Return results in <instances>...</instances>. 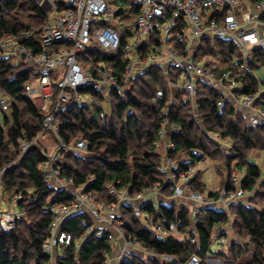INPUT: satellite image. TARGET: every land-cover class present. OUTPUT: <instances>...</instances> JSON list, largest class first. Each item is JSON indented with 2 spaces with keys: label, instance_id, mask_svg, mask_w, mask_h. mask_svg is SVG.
I'll list each match as a JSON object with an SVG mask.
<instances>
[{
  "label": "trees",
  "instance_id": "trees-1",
  "mask_svg": "<svg viewBox=\"0 0 264 264\" xmlns=\"http://www.w3.org/2000/svg\"><path fill=\"white\" fill-rule=\"evenodd\" d=\"M262 1L252 0V3L255 5ZM131 11L136 13V10ZM0 13V37L12 34L27 47L39 49L37 29L47 16L34 0H0ZM223 15L224 12H217L211 16L220 20ZM259 20L264 21V16ZM259 29L262 30L261 27ZM27 33H30V38L24 40ZM173 46L180 55H184V43L174 39ZM193 57L198 60L208 57V67L216 77L231 72L238 84L233 97L257 94L254 107L264 110V80H258L255 75L257 70L264 69V46L250 50L249 74L241 70L242 53L231 39L203 37ZM84 58L91 61L94 68L99 63L115 66L121 82L124 61L120 52L90 48ZM167 72L161 66H148L131 79L124 95L111 91L106 98L91 87L81 90V93L94 98L97 104L63 111L58 114L57 122L59 135L67 145L82 139L87 149L84 154H61L56 168L61 177L72 181L75 189L91 194L96 204L116 203L111 188L115 191L127 189L134 197L152 189L164 177L162 154L156 151L158 144L162 143L158 132L164 128L166 141L174 146L169 158L179 163L182 157H190V162L183 165L184 169L202 160L221 161L226 170L222 185H226L228 190L235 189L233 170H244V177L239 180L240 188L256 192L247 202H234L230 206L232 230L240 242L231 244L227 256L223 252L220 254L235 262L253 247L250 264H263L264 168L252 163L249 154L256 150L264 151V120L255 126L250 124L244 113L247 109L234 106L220 88L206 82H198L196 95L188 99L183 91L169 88V83L179 84V71L172 66ZM92 73L96 75L95 70ZM35 77L33 70L24 64L12 65L10 60L0 59V97L8 106L7 112H0V170L3 171L0 198H8L5 200L8 205L18 194L33 199L29 205H18L21 215L11 233L0 230V264L48 263L50 258L42 246L50 236L51 209L57 205H70L73 200L67 191L55 192L44 180L41 165L47 161V156L39 141H33L40 134L45 112L28 98L25 91V86ZM157 91L163 93L161 100H156ZM220 100L225 101L223 111L217 108ZM213 135L231 141L229 154H224L212 139ZM24 143L27 148L22 152ZM199 179L200 176L194 178L189 189L202 193L205 186ZM210 195L217 198L218 194ZM143 211L153 212L154 209L147 205ZM158 212L170 221L180 220L181 233L191 227L196 243L190 244L175 235L160 237L135 217L132 208L121 206L124 236L135 239L154 257L144 259L143 256H135L131 261L120 264H167L159 258L160 255H171L181 261L193 254L204 257L212 244V229L224 226L229 220V213L206 206L199 208L193 218L188 209L183 207L178 211L175 205H159ZM91 223L87 214H79L66 220L62 230L77 241ZM56 253L55 264H103L105 257L113 253V246L106 242L105 233L100 238L88 236L78 250L72 244L67 248H57Z\"/></svg>",
  "mask_w": 264,
  "mask_h": 264
},
{
  "label": "built area",
  "instance_id": "built-area-1",
  "mask_svg": "<svg viewBox=\"0 0 264 264\" xmlns=\"http://www.w3.org/2000/svg\"><path fill=\"white\" fill-rule=\"evenodd\" d=\"M34 1L47 16L45 22L37 29L40 36L39 49L27 47L12 34H3L0 37V59L10 60L12 65L22 63L27 68L37 71L35 79L25 86L26 95L39 108L48 111L42 119L40 134L33 142H40L45 134H51L53 152L47 153L48 147L42 149L47 156V161L41 165L44 180L50 187L56 188L57 191L65 190L73 197L70 205H57L51 209L50 236L42 246L43 252L50 258L46 264H55L57 248H67L73 244L74 249L78 250L82 241L88 236L94 235L100 238L105 233L107 243L111 246L117 244L120 247L118 252L107 255L103 264H120L135 256H143L144 259L153 258L154 255L135 239L124 236L121 230V206L132 208L135 217L143 221V225L158 236L175 235L190 244H195L196 238L191 235V227H187L185 233H181L180 220L170 221L160 216L159 205L154 201L151 204L150 196L152 194H155L156 198L162 196L165 188L170 195L164 206L175 205L177 210L181 211L183 207L191 205L189 209L191 218L203 206L229 213V208L234 202H245V198L252 196L253 193L240 188L235 171H233L235 189L228 190L224 185L217 198L212 197L210 192L202 195L196 190H190L189 183L197 176L198 167L189 166L184 169L183 165L188 164L187 162L175 163L169 158V152L174 146L166 141L165 130L161 128L158 136L166 145V158L163 161L164 166L162 165L165 177L161 183L134 197L130 196L126 189L111 190L116 197V203L96 204L91 194H84L79 189H75L72 181L61 177L56 168L61 154L85 153L87 149L82 139L76 140L72 145L64 142L59 135L57 116L66 110L96 105L97 101L94 98L80 92L88 87L106 98L111 91L124 95L131 79L151 65L161 66L166 74L172 66L176 68L179 71V84L169 83V88L183 91L188 99L196 95L198 82H206L215 88H220L224 97H233V90L238 84L232 73L226 72L216 77L208 67L209 58L205 57L202 60L194 58V50L203 37L231 39L237 43L242 53L241 70L249 74L250 50L264 46V21L259 20L260 16H264V0L255 4L253 8L240 12L239 17V0H131L132 9L136 10L132 35L123 33L120 35L110 26L113 23L121 27L128 21L129 17L125 14L126 11L120 0ZM217 12H224L223 17L220 20L212 19L211 15ZM126 36L130 38L129 42ZM29 38L30 33L25 34L24 40ZM174 39L186 45L184 55H180L173 46ZM90 48L102 52L121 53L124 61L121 82L115 66L111 64L99 63L96 75L81 67L77 57ZM162 97L163 93L157 91L156 100H161ZM171 98L172 94L170 103ZM257 98L258 95L253 94L234 99L236 105L252 111L249 122L254 126L264 120V110L252 109ZM39 99L41 103L37 102ZM46 100L54 102L46 106L43 104ZM217 108L223 111L225 101H218ZM7 111L6 100L0 97V112ZM212 139L228 153L231 141L222 139L219 135H213ZM26 148L27 144H22V152ZM2 174L3 171L0 170V178ZM1 192L0 183V194ZM11 200V207L14 209L10 212H0V230L7 234L14 230L16 220L21 215L17 209L18 205L20 203L29 205L33 202L32 198L24 197L22 194L14 196ZM147 205H151L154 211L142 213L141 207ZM79 214H87L92 223L87 226L80 239L74 241L71 234L62 230V225L69 218ZM232 231V216L229 213V220L224 226L212 229V244L204 257L193 254L183 261L171 255H160L159 258L167 264H237L212 256L213 253L220 252L227 256L230 246H227L226 242L228 234ZM262 260L264 264V250Z\"/></svg>",
  "mask_w": 264,
  "mask_h": 264
},
{
  "label": "rangeland",
  "instance_id": "rangeland-1",
  "mask_svg": "<svg viewBox=\"0 0 264 264\" xmlns=\"http://www.w3.org/2000/svg\"><path fill=\"white\" fill-rule=\"evenodd\" d=\"M111 1H114V0H111ZM119 2H121L122 3V6H123V9L126 11L125 12V14H127L128 15V21H126L121 27L119 26V25H116V24H113V23H111L110 24V26L111 27H113L114 29H116V31L118 32V34H120V35H122V33L123 34H133V24L135 23V21H136V13H133L131 10H133L132 9V6H131V0H120ZM254 7V5H253V3H252V0H239V13H238V17H239V14H240V12H242V11H244V10H246L247 8H253ZM127 37V36H126ZM130 41V38H128L127 37V42H129ZM239 48V47H238ZM240 50V49H239ZM84 55H85V53H81V54H79L78 55V57H77V61H78V63L81 65V67L84 69V70H86V71H89V72H93V70H95V71H97V68L98 67H96V68H94L93 67V64H92V62L91 61H89V60H87V59H85L84 58ZM212 67H214L213 65H212ZM33 70V69H32ZM33 73L35 74V76H37V71H35V70H33ZM255 75H256V77L258 78V80H264V69H259V70H257L256 72H255ZM34 84H35V82H34ZM53 84L55 85V83H54V80H53ZM56 92H57V89H56ZM227 98V97H226ZM228 99V98H227ZM234 97H232V96H230L229 97V100H231L232 102H233V105L234 106H238V105H236L235 103H234ZM37 102L38 103H41L42 101L39 99V100H37ZM52 102H54L53 100H46L45 101V103H43V104H45L46 106H49ZM102 105H104V103H102ZM239 107V106H238ZM44 110V112H47L48 110L47 109H43ZM258 109H256L255 107H253V111H257ZM244 113H245V116H246V118H247V120H248V117L251 115V113H252V111H248V110H245L244 111ZM59 116L60 115H58V117L57 118H59ZM1 119H2V116H1V114H0V122H1ZM251 124V123H250ZM45 139H47V140H49V143L51 144H49V143H46V142H44V140ZM51 140V141H50ZM43 142H39V145L41 146V148L42 149H44V148H46V147H48V150L46 151L47 153H49V152H53V139H52V136H51V134L50 133H47V134H45V136H44V138H43V140H42ZM165 148H166V145L165 144H161L160 143V145H158L157 146V152L158 153H161L162 154V158H163V161H165V158H166V155H165V153H166V150H165ZM45 150V149H44ZM223 151H224V154H229V150H228V153H226L225 152V150L223 149ZM81 154H84V152H82ZM249 160L252 162V163H256V164H258L260 167H262V168H264V151H254V152H251L250 154H249ZM183 158V157H182ZM182 158L180 159V160H182ZM182 161H186V159H183ZM206 162H204L205 163V165H207L208 167H210V169L212 170V175H214V179L216 178L217 180H219L220 179V186H218V188H217V190L216 189H214L213 187H212V185H214V184H212L210 181L208 182L207 180V183H208V187L206 188V187H204V192H202L201 194L202 195H206L207 194V192L209 193V192H215V191H212V190H216V192H217V194L218 193H220L221 192V190H222V188H223V185H222V180H224L225 179V174H226V170H225V167H223L222 166V162L221 161H211L210 159L208 160H205ZM162 165L164 166V163L162 162ZM197 165V164H196ZM196 165H191V166H196ZM218 168H220V171L218 170ZM161 169H163V167L161 168ZM163 172H164V170H162ZM233 171H235L236 172V177L238 178V181L239 180H241V179H243V177H244V170H241V171H236V170H233ZM233 173V172H232ZM164 177H165V174H164ZM163 177V178H164ZM196 177H198V174H197V176ZM195 177V178H196ZM210 176H209V173H206L205 175H204V178L205 179H208ZM162 178V179H163ZM222 179V180H221ZM215 184H216V181H215ZM240 183L238 182V185H239ZM53 189H54V191L56 192L57 191V189L56 188H54V187H52ZM111 190H113V188H111ZM110 190V191H111ZM127 190V189H126ZM53 193V197L55 196V194L56 193ZM256 191L254 190L252 193L254 194ZM252 194V195H253ZM162 196L163 197H169V193H168V190L165 188L163 191H162ZM151 198H152V200H155V194H152L151 196H150ZM149 198V197H148ZM250 198H245V202H247L248 200H249ZM5 200H8V198L6 199V197L5 198H0V204L1 203H5ZM117 202V201H116ZM6 204H7V202H6ZM156 205H158V203H156ZM8 206V209H5L4 207H2V208H0V212L2 211V212H10L12 209H14V208H12L11 207V205H7ZM189 207V206H188ZM71 218H73V217H71ZM70 219V218H69ZM15 228V227H14ZM233 234H234V232H233ZM235 235V234H234ZM236 237V236H235ZM235 239V238H234ZM234 239H232V241H230V243H233L235 240ZM236 241H240L239 239L238 240H236ZM192 246V245H191ZM113 248H114V246H113ZM252 251V250H251ZM58 253H60L59 251H58ZM213 257H216V258H220L221 260H223V261H230V262H234L233 260H230V259H228L224 254H220V253H213V255H212ZM247 257H246V259H244V260H246L247 261Z\"/></svg>",
  "mask_w": 264,
  "mask_h": 264
},
{
  "label": "crops",
  "instance_id": "crops-1",
  "mask_svg": "<svg viewBox=\"0 0 264 264\" xmlns=\"http://www.w3.org/2000/svg\"><path fill=\"white\" fill-rule=\"evenodd\" d=\"M230 96H228L227 98H229ZM226 98V97H225ZM43 140V139H42ZM51 141V140H50ZM41 142H43V141H41ZM44 142H46V143H49V140H47V139H45L44 140ZM50 144V143H49ZM161 144H164V142H162ZM51 145V144H50ZM183 159H186V161H184V162H187V163H189L190 162V157L189 156H184L183 158H182V160ZM182 160H180V162L182 161ZM175 163H177L176 161H174ZM179 162V163H180ZM183 162V161H182ZM204 162H206L205 160H202V161H200V162H198V163H196L195 165L198 167V170H199V172H198V176H200V179H199V181L200 182H202L203 184H204V186L207 188L209 185H208V183H207V181L209 182H211L212 184H214V185H212V187L214 188V189H216L217 190V188H218V186H220L219 184H220V179L219 180H217L216 178L214 179V175H212V170L210 169V167H208L207 165H205V163ZM218 170L220 171V168H218ZM206 173H209V178L208 179H205L204 178V175L206 174ZM226 175V174H225ZM207 180V181H206ZM222 180V179H221ZM215 181H216V184H215ZM222 181H225V179L224 180H222ZM216 190H212V191H215V192H212V193H214V194H217V192H216ZM211 193V192H210ZM167 197L165 198V197H162V196H158L157 198H156V200H152V203L151 204H153V201L155 202V203H158V205H165L166 203H167ZM169 200V199H168ZM170 201V200H169ZM8 203L6 204V203H1L0 204V208H2V207H4L5 209H8ZM155 205V204H154ZM190 206L191 205H189V207L187 206L186 207V209H190ZM143 209L144 208H142L141 207V212L142 213H144V211H143ZM133 210V209H132ZM158 210H159V207H158ZM133 213H134V211H133ZM89 217V216H88ZM90 218V217H89ZM91 219V218H90ZM140 221V220H139ZM142 224H143V221H140ZM103 226V225H102ZM235 238V239H234ZM232 239H234L235 241L234 242H240V241H236V240H238V238L237 237H235V235L233 234V231L231 232V233H229L228 234V239H227V242H226V244H227V246H231V244L232 243H230V241H232ZM233 242V243H234ZM119 247H120V245L118 246L117 244H115L114 245V248H113V254L114 253H116V252H118V249H119ZM249 254H247V255H242L237 261H235L237 264H250L251 263V260H252V257H253V255H254V248L253 247H250L249 248ZM252 250V251H251ZM246 256H248L247 258V261L246 260H244V259H246ZM133 259V257L131 258H128V260L127 261H131ZM220 260V259H219Z\"/></svg>",
  "mask_w": 264,
  "mask_h": 264
},
{
  "label": "bare ground",
  "instance_id": "bare-ground-1",
  "mask_svg": "<svg viewBox=\"0 0 264 264\" xmlns=\"http://www.w3.org/2000/svg\"><path fill=\"white\" fill-rule=\"evenodd\" d=\"M254 5V4H253ZM255 104V103H254ZM253 107H254V105H253ZM253 107H252V109H253ZM250 117V116H249ZM249 117H248V120H249ZM58 123H59V121H58Z\"/></svg>",
  "mask_w": 264,
  "mask_h": 264
}]
</instances>
